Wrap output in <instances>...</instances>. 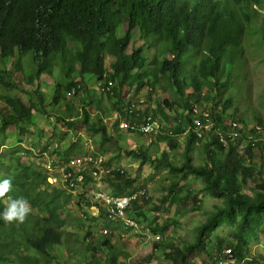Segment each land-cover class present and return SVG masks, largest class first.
Wrapping results in <instances>:
<instances>
[{
	"label": "trees",
	"instance_id": "16d2710c",
	"mask_svg": "<svg viewBox=\"0 0 264 264\" xmlns=\"http://www.w3.org/2000/svg\"><path fill=\"white\" fill-rule=\"evenodd\" d=\"M263 12L264 0H0V99L5 102V107L0 110V165H3L1 150L7 146L10 137L8 128L19 127L21 132L27 133L35 114L53 113L65 128L74 130L75 134L87 128L94 134H101L104 141H109L115 138V133L108 132L103 115L106 109L101 105V97L109 96L114 111L129 123H140L149 114L137 112L135 107V112L130 111L133 101H125L128 91L136 85L135 93L144 87L155 93L156 86H161L169 96L158 100V107L150 114L153 121L160 124L155 131L157 134L144 131L141 125H135L133 130L137 131L127 129L132 133H150L147 135L157 145L169 141L173 149L179 147L178 137L186 138V148L180 152L179 163L170 159L167 151H163L162 157L157 159L170 171L171 183L168 193L159 205H155V223L158 210L164 208L169 198L177 204L178 214L188 210L190 201L194 209L201 206L198 194L180 185L181 179L189 175L202 182V192L222 199L223 203L216 204L207 220L194 229L197 237L193 243L180 246L175 242H164L162 238L156 241V250L162 251L169 264H194L191 259L198 249L207 250L212 263L224 262V251L231 249L237 264H259L255 259L247 261L246 258L249 234L257 225L264 230V177H260L261 182L253 193L246 192L244 187L248 185L249 178L256 176L257 166L252 160L264 148V133L254 145L245 132L243 136L239 134L235 139L229 138L227 144L220 142L218 133L221 131L227 136L233 131L235 121L247 123L244 113L238 111L237 105L233 104V96L228 93L232 84L229 80L246 59L242 38L257 36L251 42L264 44ZM122 22L127 23V28L120 37L117 31ZM137 29L150 41V46L156 43V47L165 54L150 57L146 55L144 45H132ZM71 42L75 45H70ZM188 58L196 60L191 69L186 64ZM12 60H15V70L8 69L4 64ZM26 61L31 69L29 73L25 72L28 68L24 66ZM57 70L60 75H57ZM16 71L28 74V84L37 82L33 91L36 99L31 97L34 94L30 90L20 88L22 82L15 81ZM224 73L228 75L225 81L222 80ZM43 75L56 77L51 97L41 90ZM76 75L80 76V80L76 79ZM87 76L95 77L97 82H113L112 91L108 86L104 91L110 92H101L100 98H97L95 89L86 82ZM163 79H166V85H162ZM190 87L193 92L186 93ZM84 89L87 96L82 98L83 105L98 103L95 115L87 107L82 112L71 109L68 97L79 96ZM18 91L30 95L29 103ZM139 102L135 103L140 108ZM203 102H213V105H202ZM229 108L233 111L227 112ZM202 110L210 111L214 126L200 136L196 119L206 122ZM259 122L264 132V121L260 119ZM115 126L119 128L118 124ZM251 133L256 134V131ZM11 136H15L14 133ZM197 144L202 145L199 163L193 156ZM71 146L69 150L77 146V141ZM44 151L58 155L60 159L71 158V155L62 156L59 142L48 144ZM82 151L83 148L72 156ZM135 155H142L144 162L152 158L146 149H140ZM16 161L18 165L14 170L6 166L4 174L3 169L0 171V181H12L11 191L0 198V213L9 198L26 199L31 210L23 223H5L0 217V264H7L2 259L13 251V246L8 247L10 241L20 245L23 241L39 252L40 256H26L30 264H37L41 257L49 264L55 258L52 250L62 244L63 235H72L66 229L70 222L61 215L68 204L69 193L45 186L48 178L45 169L42 171L33 165H22L19 157ZM104 165H109V162L105 160ZM123 173L124 170L117 167L103 178L116 186V195L130 192L134 186V179L125 177ZM87 179L92 180L90 176ZM143 190L145 194L134 201L131 210L139 223L140 217L134 211L136 205L141 199L150 202L145 186L138 192ZM183 190L186 191L182 193ZM89 198L84 199L86 206H101ZM100 216L107 227H111L112 223L124 227L123 221L107 217L105 207H101ZM78 220L80 223L77 226L83 227V220ZM150 222L153 224L148 226L151 234L162 235L166 230L152 220ZM224 224L233 225L234 231L219 240V244L210 241L208 236ZM109 229L111 233L103 234V241H89L88 248L93 250L89 264H100L94 261L97 246L112 247L113 231ZM91 235L89 230L85 237ZM69 238L73 243L76 241ZM207 241L213 244V250L207 248ZM71 247V252L77 251ZM82 253H79L80 257H83ZM118 258L115 254L111 261L117 263ZM105 264L111 263L108 261Z\"/></svg>",
	"mask_w": 264,
	"mask_h": 264
},
{
	"label": "rangeland",
	"instance_id": "374dc122",
	"mask_svg": "<svg viewBox=\"0 0 264 264\" xmlns=\"http://www.w3.org/2000/svg\"><path fill=\"white\" fill-rule=\"evenodd\" d=\"M260 18H263V16ZM126 28L127 23L122 22L117 31L118 36H123ZM257 38V36L252 39L246 36L242 38L241 43L244 47L246 59L242 62L243 64H241L240 68L235 71L234 76L230 78L229 81L232 84L228 90V93L234 98L233 104L237 105L239 112L241 111L244 113L247 124L250 125V127L261 125L259 122L260 119L264 121V44L251 42ZM149 42L150 41L146 40V38L140 33L139 29L135 31L132 45H144L145 53L150 57L156 54L159 56L165 54L156 47V43L155 45L150 46ZM70 45H75V43L71 42ZM108 59L112 60L110 56H108ZM195 61L196 60L193 58H188L186 61L187 67L190 69L193 68ZM26 62L27 63L24 64L25 68L29 65V62ZM4 64L8 69L15 70V60ZM30 71L31 69L29 66L26 68L25 72L29 73ZM24 73L16 71V74H14V76H16L15 81L16 79L21 80L22 87L20 88L30 90L32 94H34L33 91L34 88H36L37 82L35 84H28V74L25 75ZM57 75H60L58 70ZM55 78L43 75L40 80L41 90L48 97H51L53 94ZM227 78L228 75L224 73L222 80L225 81ZM76 79L80 80V76L76 75ZM86 82L91 88L95 89L94 95L97 98H100L101 91L97 85V79L92 76H87ZM166 84V79H163L162 85ZM160 87L156 86L155 93H151L149 87H144L139 93H135L137 87L134 85L128 91L129 96L127 95L125 101L131 99L133 102H139L140 99H144L143 103L139 102L141 105L140 110L142 113L145 112L150 115L152 114V111H155L158 107V100L165 99L169 96V94L163 91ZM204 91H206V87L204 88ZM192 92V87L187 88L186 93ZM21 95L25 102L29 103L30 95L23 91L21 92ZM84 96H87L85 89L79 94V96L68 97V100L71 102V109L73 108L82 112L83 108L87 107L88 109H91L92 115H95L98 103L93 102L92 106H88V104L83 105L82 98ZM31 97L36 99L35 94ZM101 101V105L106 109V114L103 115L108 126V132L112 133L114 131L115 138L109 141H104L101 134H94L92 130L87 128H83L80 133L75 134L74 130L65 128L62 122L58 121L57 116L53 113L49 112V115L46 113L35 114L27 133L21 132L19 127L12 126L8 128L10 137L7 139V146H3L4 148L1 150V155H3V165H0V171L3 169L2 174H4L6 166L11 170H14L18 165L16 157H19L22 165H33L36 169L38 168L44 171V166L46 167V164L51 160L52 155L48 152L42 155L41 152H43L45 146L53 142L60 143L63 151L62 156L69 157V155H71V157H73L72 155L81 148H83V151L74 156L87 155L88 153L102 155L112 168L120 167L124 170L123 174L125 177L134 179V186L130 192L142 190L144 186L148 189L150 202L146 201L147 199H141L135 207L137 211L134 210L136 215L140 217L141 224L138 225L137 229H127L119 223H112L111 227H107L105 220L100 216L101 211H98L94 206H86L84 202L85 197H90V192L86 188L79 191L76 189L74 192L69 193L68 204L64 207L63 213L61 214L63 218H66L67 221L70 222L69 225L66 226V229L67 231L72 232V235H63L62 244L55 246L52 250V254L55 258L49 264H89L88 261L93 258V255H91V251L93 250L88 248L89 241L97 243L103 241L105 238V236H103V231L108 229V234H110L111 232L109 228L113 231L111 236L112 247L97 246V254L95 255L94 261H97L100 264H105L108 261H110L111 264H169L168 259L164 256L162 251L160 249L156 250V241L164 238V242H175L180 246L185 243H193L197 237L194 229L205 222L211 212L215 210V205L222 204L223 200L210 195L209 193L202 192V182L191 178V175H189L181 179L180 185L185 189H191L194 193L198 194V199L201 200V206L194 209L192 207V201H190L188 210L184 214H178L177 204L171 202L169 198L164 208L158 210V218L155 223V205L160 204L162 197L168 193V188L171 183V179L168 176L170 171L165 168L163 164H159L157 159L162 157L163 151H167L170 159L173 158L176 163H179V158L181 157L180 152L186 148V138L185 136L178 137L179 147L178 149H173L169 141L161 142L157 145L151 140L150 135L139 132L132 133L128 132L127 129L116 128V122L120 118L124 119V117L122 118L118 113L119 117L116 118L117 112L114 111L109 96H102ZM202 105L211 107L213 102H211V104L203 102ZM4 107L5 102L0 99V110ZM232 111L233 108L227 109V112ZM174 114L175 111L171 112L172 116H174ZM109 115L110 118H107ZM125 121L128 122L127 120ZM9 130H12L13 132ZM12 133H14L15 136H11ZM76 141L77 146L69 150L72 143ZM140 149H146L148 152L150 151L152 158L144 162L142 155H135ZM201 149L202 145L200 144L195 145L193 149V156L197 163H199L202 158V152H200ZM133 151H135V154ZM252 162L255 163V167L257 166L255 170L256 176L249 178L248 185L244 187V190L248 193H253L254 189L258 188V185L261 182L260 179L264 177V148L258 152V155L254 157ZM60 171L61 170H59V172ZM96 172L97 170L92 172L93 177H95ZM98 176L101 178L100 174H98ZM101 184L100 188L102 190L113 194L115 193L116 186L113 185L110 180H103ZM93 185L94 184H89L87 188L91 190ZM45 186L48 188L50 187L49 183L45 184ZM184 191L186 190H183L182 193ZM78 219L83 220V227L77 226V224L80 223ZM150 220H152L153 223L166 228L162 233L163 237L162 235L154 236V234H150L148 226H153ZM89 230L92 235L85 237ZM233 231V225L224 224L218 227L208 237L210 241H216V243L219 244V240L227 237ZM69 237L75 238L76 241L73 243ZM9 241L10 240H8V242ZM207 243V248L213 250L214 247L211 248L213 244L208 241ZM10 246H13V251L2 259V262L4 263L30 264V260L26 258V256H40L39 252L30 245L25 244L23 241L21 245L16 244L15 241H10L8 247ZM17 246L19 247L14 250ZM71 246L77 249V251L71 252ZM248 249L247 261L255 259L259 264H264V230L261 225L255 226L249 234ZM198 250L197 253L193 255V261L197 264H237L234 259H226L225 262L212 263L213 260L210 258L207 250ZM226 250L223 255L227 253ZM4 251L7 252L6 250ZM81 252H83L82 254L84 255L87 253V255H82L83 257H80L81 254L79 253ZM115 254L119 257L117 263L111 261V258ZM40 259L41 260L37 264H48L43 257ZM32 264L34 263L32 262Z\"/></svg>",
	"mask_w": 264,
	"mask_h": 264
},
{
	"label": "bare ground",
	"instance_id": "6f19581e",
	"mask_svg": "<svg viewBox=\"0 0 264 264\" xmlns=\"http://www.w3.org/2000/svg\"><path fill=\"white\" fill-rule=\"evenodd\" d=\"M99 83L111 86L110 91H112L113 82L111 83L99 82ZM108 91L109 90L104 92H108ZM74 92L75 89L72 90V94H74ZM141 101L143 102L142 99ZM137 103L132 104L131 106L132 108H130V111L135 112L133 108L135 107V105L138 106ZM195 111L198 113V109ZM118 117L119 114L117 112L116 118ZM148 117H152V116L149 115ZM200 119H196V124L198 125L197 132L200 136H202V123L200 122ZM116 124H118V127L120 129L130 128L131 130H133L135 128V122L134 123L126 122L125 125L124 119L121 118L116 122ZM159 127L160 124H158L155 120L153 121L152 118H148L147 125H145V128L142 129L144 131L155 132L158 131ZM133 131H137V130H133ZM141 133L150 134L148 132H141ZM46 153H47L46 151L41 152L42 155ZM104 161L105 159L102 155H96L92 153H88L87 155L73 156L67 160L62 158L60 159L58 155H52L51 160L46 164V167L44 166V168L45 171L47 170L48 182L51 186H56L58 188H65L68 191H75L78 187L86 188L89 192H91L92 200L94 202L101 203L103 207H105L106 214L110 219H115L116 221L121 220L123 221L124 226L126 228L137 229L139 225L138 221L130 214V212H128L124 208L114 207V201L128 200V205H133L134 201L137 200V198L139 197V194L143 196L145 194V191L143 190L141 192H127L122 195H115L113 193H109L102 190L100 186L102 185L101 183L103 181V178L108 176L107 172L111 174L113 170L111 166L109 165L105 166ZM55 163L57 164L54 165ZM71 165H72L71 172L67 173V168H69ZM59 170L61 171L59 172ZM94 170H97V172L95 173V177L92 176L93 175L92 172ZM98 174L101 175V178L100 176H98ZM87 176H90L92 180L87 179ZM77 178H79L78 182H76ZM68 183H71V185ZM89 184H94L91 190L87 188ZM97 210L99 211V207H97ZM104 232L106 233L107 230H105Z\"/></svg>",
	"mask_w": 264,
	"mask_h": 264
},
{
	"label": "built area",
	"instance_id": "2783aa9c",
	"mask_svg": "<svg viewBox=\"0 0 264 264\" xmlns=\"http://www.w3.org/2000/svg\"><path fill=\"white\" fill-rule=\"evenodd\" d=\"M97 85L99 86L101 92H104V89L108 87V85H100L99 82H97ZM132 103L135 104V102H132ZM135 110H137V112L141 111L139 106H136V105H135ZM202 116L204 118H206V122H202V136H203L204 131H211L212 130V128L214 126V122L211 121V118H210L211 116H210L209 110H204L202 113ZM148 118H151V117H144V120L141 121L142 123L141 122L140 123L135 122V125H141L142 128H145V125H147V119ZM124 124L126 125L125 119H124ZM251 131H256V134L251 133ZM243 132L246 133V136H248V140H251L252 141L251 143H253V145L255 144V141L258 140V137L264 133L263 129L260 125H255V126L250 127V125H248L247 123L241 124V123L235 121L233 123V131L232 132L227 133V136H226L225 133L220 131L218 133V136H219V140L221 143L227 144L229 138L235 139V137L239 136V134H241V136H243V134H242ZM71 167H72V165L69 168H67V173L71 172ZM107 173L109 175V172H107ZM78 180H79V178L76 179V182H78ZM68 184L71 185V183H68ZM114 207L124 208L125 210H127L128 212L131 213L133 205H128V200H115L114 201ZM226 251H227V253H226L227 256L230 259H233L234 258V252L231 249H227Z\"/></svg>",
	"mask_w": 264,
	"mask_h": 264
},
{
	"label": "clouds",
	"instance_id": "9594fccd",
	"mask_svg": "<svg viewBox=\"0 0 264 264\" xmlns=\"http://www.w3.org/2000/svg\"><path fill=\"white\" fill-rule=\"evenodd\" d=\"M47 172V170H46ZM48 174V173H47ZM47 183L48 182V178H47ZM50 185V184H49ZM50 187H56V186H51ZM58 188V187H57ZM12 189V181L11 179H4L3 181H0V198H3L5 197ZM60 189H64L67 193H71V192H74V191H68L67 189L65 188H60ZM85 189V188H84ZM79 190H83V187H78L77 188V191ZM135 192H138V191H135ZM127 193V192H125ZM124 193V194H125ZM116 195V194H115ZM122 195V194H120ZM89 196L92 198L91 196V192L89 193ZM142 196L141 194H139V197ZM138 199V198H137ZM93 201V200H92ZM101 204V203H100ZM96 209L97 207H99V211H101V207H103V205L101 204V206H99L98 204L96 205H93ZM91 206V207H93ZM30 205L28 203V201L24 198H9V202L7 203L6 207L4 208L3 212L0 213V217H2V219L4 220L5 223H12V222H20V223H23L24 220L26 219L27 215L29 214L30 212ZM132 212V211H131ZM131 214V213H130ZM132 215V214H131ZM134 218L135 216L132 215ZM108 217V216H107ZM138 223H139V220L137 219ZM141 223H139L140 225ZM125 227V226H124ZM127 229H132V228H127ZM107 230V232L105 233L104 231ZM103 232L104 234H108V229H105ZM151 234V233H150ZM148 235V234H146ZM159 236V234H155L154 236ZM224 262L226 261V259H229V260H235V254H234V258L233 259H230L227 254L224 255ZM194 257V256H193ZM193 257L191 259V262L194 263V264H197L195 263L193 260ZM119 259V258H118ZM236 261V260H235ZM126 264V263H124ZM141 264V263H140ZM202 264V263H201Z\"/></svg>",
	"mask_w": 264,
	"mask_h": 264
}]
</instances>
